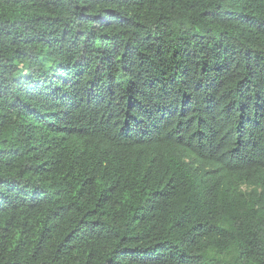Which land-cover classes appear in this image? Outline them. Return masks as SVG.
<instances>
[{
	"label": "trees",
	"instance_id": "trees-1",
	"mask_svg": "<svg viewBox=\"0 0 264 264\" xmlns=\"http://www.w3.org/2000/svg\"><path fill=\"white\" fill-rule=\"evenodd\" d=\"M0 264H264V0H0Z\"/></svg>",
	"mask_w": 264,
	"mask_h": 264
}]
</instances>
